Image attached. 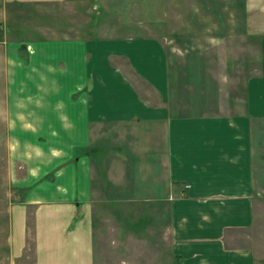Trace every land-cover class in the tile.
I'll return each instance as SVG.
<instances>
[{
	"label": "crops",
	"instance_id": "crops-1",
	"mask_svg": "<svg viewBox=\"0 0 264 264\" xmlns=\"http://www.w3.org/2000/svg\"><path fill=\"white\" fill-rule=\"evenodd\" d=\"M11 2L0 0V119L22 122L13 129L37 154L24 158L21 182L33 264H257L247 244L263 182L252 123L264 119V0H242V30L259 41L261 64L236 109L191 113L186 94L185 115L172 108L156 42L27 41L23 62L6 36ZM197 103L216 104L201 94ZM17 216L9 224L19 233L25 211ZM94 244H134V256L107 260ZM143 244H166V261L143 257Z\"/></svg>",
	"mask_w": 264,
	"mask_h": 264
},
{
	"label": "rangeland",
	"instance_id": "rangeland-1",
	"mask_svg": "<svg viewBox=\"0 0 264 264\" xmlns=\"http://www.w3.org/2000/svg\"><path fill=\"white\" fill-rule=\"evenodd\" d=\"M242 3V0H12L7 9L6 36L12 39L14 47L27 41L59 37L151 40L166 55L165 80L171 87L175 114L185 115L186 94L191 113L199 109L208 114L225 113L235 108L232 103L243 96L244 82L259 74L261 64L259 41L248 38L242 30ZM119 64L125 67L122 60ZM126 75L131 81L140 82L132 74ZM2 77L0 73V80ZM199 93L216 104H202L200 108ZM21 123L0 119V264H33L35 252L32 207L23 202L21 182L26 171L24 165L28 163L24 158L37 154L26 152L21 131L13 129ZM252 129L255 177L263 182L255 185L259 197L248 230L251 244L247 245L252 248L256 263L264 264V119L254 120ZM21 211L26 214L25 227L24 231L18 228L17 233L9 222L20 218L17 215ZM94 245L107 260L124 252L118 250L117 244ZM133 245L127 244L126 256H134L130 247ZM143 246H146L142 249L143 257L151 258L155 253L159 261H166V244Z\"/></svg>",
	"mask_w": 264,
	"mask_h": 264
},
{
	"label": "trees",
	"instance_id": "trees-1",
	"mask_svg": "<svg viewBox=\"0 0 264 264\" xmlns=\"http://www.w3.org/2000/svg\"><path fill=\"white\" fill-rule=\"evenodd\" d=\"M25 49V45L22 43L21 45H19L18 46V48H17V50H18V52H19V57L21 58V60L23 61V62H26V60L21 56V52L23 51ZM76 153H77V149H74V152H73V154H74V156L76 155ZM22 189V188H21ZM22 191H24V189H22Z\"/></svg>",
	"mask_w": 264,
	"mask_h": 264
}]
</instances>
